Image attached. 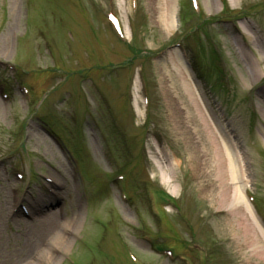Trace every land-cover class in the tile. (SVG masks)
Masks as SVG:
<instances>
[{
    "label": "rangeland",
    "instance_id": "rangeland-1",
    "mask_svg": "<svg viewBox=\"0 0 264 264\" xmlns=\"http://www.w3.org/2000/svg\"><path fill=\"white\" fill-rule=\"evenodd\" d=\"M195 2L201 15L188 0H0V264H132L127 248L135 264H264L233 237L221 197L238 186L264 229V0ZM240 46L259 61L258 80ZM183 55L200 112L234 153L226 184L194 161L203 144L169 97L179 94L168 88L170 62ZM145 186L171 195L179 210L157 203V217ZM42 192L60 213L52 219L68 225L67 242L31 252L39 238L28 199ZM20 202L28 215L16 214ZM146 234L185 262L155 250Z\"/></svg>",
    "mask_w": 264,
    "mask_h": 264
},
{
    "label": "bare ground",
    "instance_id": "bare-ground-1",
    "mask_svg": "<svg viewBox=\"0 0 264 264\" xmlns=\"http://www.w3.org/2000/svg\"><path fill=\"white\" fill-rule=\"evenodd\" d=\"M250 41L253 45H256V42L253 40V38H250ZM239 49L241 57L248 66L252 79L258 80L260 76H257L258 70L256 63L258 64L259 61L257 62L256 59H251L245 54L247 48L240 46ZM175 57L176 58H173V60L170 62V69L174 72V74H176V77L173 78L170 83H168V88L172 91H178L179 94H175L176 96L169 95V97L171 101L172 99H175L176 103L180 105L182 104L181 106L185 109V116L194 124V127L191 128L192 138H195V135L200 144H203L200 154L195 151V147L193 148L192 157L198 165H201L202 172L204 174H211L212 177L215 176L217 180H222L223 183H225V180H227V173L230 174V177L232 178L234 173H236V169L231 162L235 159L234 153L228 149L229 147H226V142L224 143L220 140L215 130H211L209 126V124H211L209 122L210 120L207 119L208 116L207 118H205V116L203 117V112H200V109L197 105L199 94L198 91H196V88L193 87L194 84L192 82L191 72L179 58V56ZM262 61H264V56L262 57ZM190 84L193 88L190 87ZM169 100L168 105L171 107V101ZM189 106L192 107V110L188 108ZM193 106H196L195 109H193ZM195 120H197L198 123H195ZM192 138H190L191 144L194 143ZM50 177L53 178V176ZM161 180V183L166 185L165 183H167V179L164 175H161ZM55 185L56 187H59V183H56ZM60 187L62 186L60 185ZM234 189L236 192H233ZM234 189L232 192H230V194L227 195L225 191L226 188H224L221 194V197L225 199V202L227 201L226 209L229 210L228 214L230 213V215L233 217V237L239 241L240 245L243 244L244 246L253 248V251L256 253V255H259L264 262V231L262 228H258V224H256L254 218H252V215L249 213L250 209L244 197L239 194L238 186H236ZM57 195H61V192H59ZM53 203L54 201L49 199L48 196H46V194L43 192L28 199V204L30 206L29 213L32 215V220L34 221L35 227L38 229L37 238H39L38 242L35 241L36 239H34L35 242L32 245L31 252H33L36 247L38 248L46 242H52L54 244L67 242L66 234L68 233V225L62 221L60 217L61 215L55 217V219H52L53 214L58 215V210L53 208L47 209V207H52ZM16 214H18V211ZM253 251L252 253H254ZM52 255L50 254V258H53Z\"/></svg>",
    "mask_w": 264,
    "mask_h": 264
}]
</instances>
